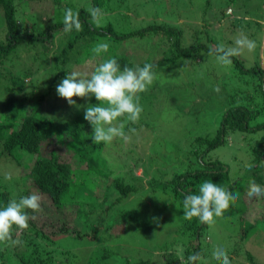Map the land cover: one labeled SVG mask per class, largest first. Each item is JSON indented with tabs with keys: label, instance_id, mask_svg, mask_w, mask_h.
<instances>
[{
	"label": "rangeland",
	"instance_id": "obj_1",
	"mask_svg": "<svg viewBox=\"0 0 264 264\" xmlns=\"http://www.w3.org/2000/svg\"><path fill=\"white\" fill-rule=\"evenodd\" d=\"M75 1L78 4L81 3V0ZM154 1L129 0V4L137 3V5L128 9L123 4L118 11L102 14L99 24H103L108 19L119 30H129L145 25L153 20L151 12H155ZM168 1L155 6L160 13L155 20L164 21L165 16L170 17L173 24H184L191 30L196 29L198 35L205 29L204 32H208L216 45L223 44L225 47L235 46V40L243 34L256 43V48L252 52L245 50L238 56L241 63L248 69L256 65L264 69V0H209L206 11H204L206 0ZM141 3L144 6H141ZM52 7L53 0L17 3L18 11L22 10L18 12V20L21 16L30 14L29 23L37 21L41 27L54 24ZM228 7H231V13H225ZM148 10L149 13H147ZM1 18L0 14V21H2ZM20 23L22 25L21 20ZM71 36L72 33H65L63 29H59L53 34L51 50L45 51L42 46H37L30 52L19 50L20 55L18 54L21 59L26 58L25 67L32 66L38 69L37 82H35L39 84L33 92L22 91L20 95L25 94L33 98L44 114L51 116L59 123H63L61 116L66 110L63 108L54 110L53 107L67 106L65 105L67 102L57 95L56 87L48 90L47 86L56 71L54 69L58 61L56 57L60 54L61 48L67 45ZM160 37L148 34L144 38H131L118 45L115 51L127 54L135 65L147 59L152 63H158L163 58L164 52L169 49V44ZM2 38L3 34L0 32V39ZM186 39V44H189L192 37L188 34ZM79 45L80 43L68 53L64 64L68 73L70 71L90 73L95 66L112 57L114 53L110 48L106 53L101 54L102 56H90L86 60L85 55L82 54V47ZM89 51V49L83 50V53ZM34 52L32 58L31 55ZM12 57H15V53ZM4 62L5 64L0 63L1 74L7 72L11 74L10 71L17 70V67H13L11 60L4 59ZM9 74L0 77V120L6 119L3 116L5 111L1 108L4 101L11 95L6 89L10 86L7 77ZM155 74L157 78L149 90L139 94V103L143 108L140 120L135 124L131 122L126 124L125 132L131 136V142L116 138L110 144H104L102 150V156L106 159V166L110 171L106 181L113 183L114 178H119L126 184H132L135 189L118 204L121 209L118 210V225H122L123 216H126L129 210L133 211L130 218L135 216L138 221H141L140 229H134L136 223L132 219H129L130 228L122 232L120 229L123 227H117L116 224L111 228H107L108 225H106L102 229L100 236L106 238L100 241H105L107 245L100 247H108L112 251L110 262L102 264H137L140 261L145 264H164L170 254L183 260L184 244L190 238V232L183 231V224L188 220L183 215V204L174 196L172 188L165 183L177 173L197 168L198 162L192 153L199 148L198 138L215 134L220 117L229 105L230 95L236 91L237 87L242 90L249 89L250 93L256 91L251 82L255 83V79L259 76V73H242L234 69L233 64L230 67L223 66L217 61L215 54L206 51L192 58H181L177 63L163 61ZM59 79L62 80V77ZM25 81L27 82V79ZM216 87H219V92L214 90ZM44 93L47 95H43ZM83 110L78 113V116L82 118ZM132 128L136 130L134 133L129 131ZM262 135H264V129L252 133L231 132L227 135L224 144L209 152V158H218L228 167L229 178L234 185L230 191L243 194L244 199L239 196V199L223 216L216 218L214 225H208L202 232L200 243L203 254L197 264H218L212 256L217 247H223L228 255L236 249V254H231V264H264V223L258 222L264 219L257 210L264 195L251 199L246 195L249 181H252L250 176L255 173L254 167L257 164L253 160L252 148ZM50 144L54 145L55 142L51 141ZM45 147L42 148L44 152H46ZM56 147L60 149V153H63V157L71 159L68 161L72 162L76 168L82 166L79 161L64 151V145L56 144ZM21 156V164H26L28 167L17 165L8 156H0V186H4L14 200L25 186V191L28 190L30 194H39L31 186L30 181L26 179L25 182L23 178V175L29 172V166L34 157L26 153H22ZM247 164L252 165L250 170L246 167ZM259 165L260 171L257 174L260 178H264V160ZM83 170L77 173L78 178L88 177L85 180H94L100 175L95 170L88 173ZM106 181L95 180L94 182L98 189H103L107 184ZM260 186L264 187V180ZM40 196L43 211L33 213L32 216L35 219L32 220L49 235L54 233L59 224H62L61 218L66 222L71 219L79 227H83V219L77 214L76 206L55 209L46 197ZM108 198L110 202L113 201L110 195ZM243 203L248 205L245 219L252 222L254 227L248 236L241 240L239 233L244 220L241 219L240 211ZM116 233L120 234L117 236ZM19 236L18 230L13 231V239L19 241ZM10 243V241L2 243V247ZM92 243L96 246V240ZM18 245V243H11L8 248L13 249ZM48 247L53 249L51 254L54 259L53 264H96L99 260L96 251L91 253L90 258L84 260L85 256L81 249L82 240L68 234L54 237ZM246 252H249V255L246 256ZM7 263L19 264L14 258Z\"/></svg>",
	"mask_w": 264,
	"mask_h": 264
},
{
	"label": "trees",
	"instance_id": "obj_2",
	"mask_svg": "<svg viewBox=\"0 0 264 264\" xmlns=\"http://www.w3.org/2000/svg\"><path fill=\"white\" fill-rule=\"evenodd\" d=\"M29 1L31 0H0V14L2 15L0 32L3 34V38L0 39V63L5 64L4 59H9L12 61L13 67H17V70L10 71L11 74L9 72L0 73V77L9 74L7 77L10 86L6 87V89L11 93L1 108L5 111L3 116L6 119L0 120V156H8L17 165H22L25 168L28 166L20 162L22 153L34 157L33 162L29 166V172L23 175L25 182L26 179L29 180L31 186L40 195L46 197L55 209H64L70 205L76 206L77 214L83 219V227H79L71 219L66 222V220L61 218L62 224H59L58 228L53 231L54 233L49 235L46 230H43L41 226H37L30 219L28 229L22 232L18 230L20 235L18 246L9 249L8 245L10 246L11 243L3 247L2 243H0V264H8L7 261L13 258L19 264H53L54 259L51 256L53 249L48 247V245L51 244L54 237L67 234L82 240L81 249L85 256L84 260L90 258L91 253L96 251L99 259L96 264L110 262L112 259L111 249L104 246L100 247L101 245H107L105 241H100L106 238L100 236L103 232L102 229L106 225H108L107 228H111L116 224L117 227H123L120 229L122 232L128 227L130 228L129 219L136 223L134 229H140L141 221H138L135 216L130 218L133 215V211L129 210V213L123 216L122 225H118V210H121L118 204L131 192H134L135 189L132 184H126L119 178H114L113 183L106 181L110 171L107 169L106 159L102 156L104 143L93 142L90 124L84 117L78 116V113L87 104L88 106H93L98 102L93 96L87 101L74 98L77 101V105H80L79 109H75L74 106H69L67 103L65 104L67 106H54V110L60 108L66 110L61 116L63 123L54 121V118L43 113L40 105L33 98L25 96V94L20 95L22 91L33 92L39 84L36 83L38 69L32 66L25 67L26 58L22 56L23 59H21L19 53L22 50L30 52L37 46H42L45 51L51 50L53 34L57 30L63 29L64 12L68 8L79 12L82 30L70 32L72 33L71 38L68 40L67 45L61 48L60 54L56 57L58 59L54 67L56 71L47 86L48 90L56 87L61 81L59 78L62 77L63 79L68 73L64 64L68 53L74 50L78 43H80L82 54L83 56L85 55L87 60L90 56L97 57L104 54L100 53L97 55L93 53L92 49L97 44L106 42L109 44V49H113L112 57L117 59L121 69L124 66L134 68L137 65L130 60L128 55L116 52L115 48L131 38H144L148 34H155L159 37L161 35L162 38H160L169 44V49L164 52L165 54L161 61L152 63L151 60L147 59L138 65L143 67L145 63L153 64L154 73L163 61L177 63L181 58H192L202 51L215 54L213 50L217 45L208 32H204L205 29L201 30L198 35L196 29L191 30L184 24H173L170 17L165 16L164 21L155 20L158 15L160 16L156 7L159 4L168 3V0H155L153 3L156 6H154L155 12H151L153 20L129 30L117 29L108 19L103 24L97 25L92 20L89 11L91 8H99L102 14H109L114 10L118 11V8L123 4L128 9L137 5V3L133 2V4H129V0H81L80 4L75 0H53L52 13L55 17V23L48 24L45 27H41L37 21L29 23L30 14L20 17L21 25L20 20H18V12L20 13L22 10L18 11L17 3ZM209 3V0L205 1L204 11H206ZM141 6L144 5L141 3ZM231 11V7H228L225 13H231ZM149 12L148 10L147 13ZM179 17L180 14L178 15ZM36 18L40 19L38 16ZM202 33L204 35L203 40L201 39ZM188 34L192 37V40L189 44H186L185 40H187L186 36ZM87 49L90 51L83 53V50ZM14 53L15 57H12ZM34 54L35 52L32 53V58ZM60 59L61 64H59ZM232 60L234 69L242 73H259L255 83L251 82L256 91L250 93L249 89L236 88V91L230 95L229 105L220 117L215 134L198 138L199 148L192 153L198 162L197 168L177 173L169 182L165 183L166 186L172 188L174 196L179 199L181 204H183L185 195L198 194V186L204 181H212L230 191L234 185L230 181L228 167L218 158H209V152L224 144L227 135L231 132L252 133L264 129V69H261L258 65L250 67V69L245 68L238 56L233 57ZM26 79L27 82L25 81ZM256 93L257 95H255ZM43 95L47 94L44 93ZM51 141H54L55 144H50ZM56 144L64 145V151L70 157L79 161L82 166L76 168L72 162L68 161L71 159L63 157V153H60V149L56 147ZM43 146H46L44 148L46 152L43 151ZM252 156L257 164L254 167L255 173L250 176V179L261 185L264 178H260L257 173L260 171V162L264 160V135L253 146ZM81 169H84L83 172L86 173L95 170L100 174V177L98 176L99 179L94 180H85L88 177H79L82 178L79 179L77 173ZM95 180L106 181L107 184H105L103 189H98L94 182ZM25 188L26 186L22 192L17 194L16 201H19L23 196L30 195L27 189L25 191ZM108 195L113 198V201L110 202L108 200L110 199ZM240 196L241 198L244 197L243 194H240ZM11 200H14L13 196L10 195L4 186H0V208L5 207ZM244 206L246 207L244 208ZM259 206L257 210H259L264 219V197ZM247 207L248 205L243 203V208L240 211L241 219L244 220L239 233L241 240L245 239L254 227L252 222H248L245 219ZM25 211L30 217L33 215L30 209ZM123 213L124 210L122 211ZM258 222L264 223V220L260 219ZM184 223L183 231L190 232V238L184 244V258L181 260L177 256L170 254L164 264H187L188 256L199 253L201 257L203 254L200 236L208 225L200 222L195 217L191 221ZM14 231L17 232L15 226ZM119 234L116 233L115 235L118 236ZM95 240L96 246L92 243ZM236 252V249H234L231 254H236ZM231 254L228 255L229 259H232ZM11 255L12 257H10ZM247 255H249V252H246ZM137 264L145 263L140 261Z\"/></svg>",
	"mask_w": 264,
	"mask_h": 264
},
{
	"label": "clouds",
	"instance_id": "obj_3",
	"mask_svg": "<svg viewBox=\"0 0 264 264\" xmlns=\"http://www.w3.org/2000/svg\"><path fill=\"white\" fill-rule=\"evenodd\" d=\"M92 20L99 25L102 12L99 8H91ZM63 31L70 33L73 30H82V23L79 19V12L73 9H65L63 17ZM256 43L241 34L235 40V46L225 47L218 44L213 52L217 61L226 67L233 63L232 58L240 56L245 50L254 51ZM109 44L101 42L93 49V53L99 55L106 53ZM212 54V53H210ZM153 72V64L145 63L143 67L124 66L121 69L115 57H110L95 67L90 73L80 71H70L56 86V93L66 100L69 106L77 105L76 98L89 99L95 97L96 104L84 107V119L90 124L94 143L110 144L114 139L120 138L125 142H131V136L125 132L126 124L138 123L143 112L139 103V94L149 90L156 80ZM219 92V87L214 89ZM134 133V128L129 129ZM250 170L252 165L247 164ZM9 178L10 177H6ZM246 195L249 199L264 195V187L249 181ZM240 194L233 193L212 181H204L198 186V194H187L183 198V215L188 221L194 217L200 222L209 226L215 224L216 218L223 216L232 205L239 199ZM42 197L32 193L23 196L19 201L11 200L8 204L0 208V243H19L13 239L14 226L19 231L29 228L30 217L25 211L30 209L33 213L42 212ZM213 258L219 264H231L227 251L223 247H217L213 253ZM201 257L199 253L192 254L187 258V264H196Z\"/></svg>",
	"mask_w": 264,
	"mask_h": 264
},
{
	"label": "built area",
	"instance_id": "obj_4",
	"mask_svg": "<svg viewBox=\"0 0 264 264\" xmlns=\"http://www.w3.org/2000/svg\"><path fill=\"white\" fill-rule=\"evenodd\" d=\"M263 90H264V84H263Z\"/></svg>",
	"mask_w": 264,
	"mask_h": 264
}]
</instances>
